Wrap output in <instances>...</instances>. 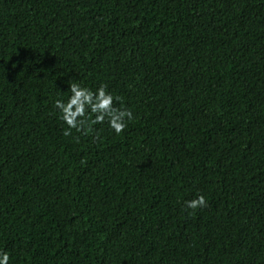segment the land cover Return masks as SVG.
I'll return each mask as SVG.
<instances>
[{"label": "trees", "instance_id": "1", "mask_svg": "<svg viewBox=\"0 0 264 264\" xmlns=\"http://www.w3.org/2000/svg\"><path fill=\"white\" fill-rule=\"evenodd\" d=\"M73 83L130 109L124 131L64 135L54 101ZM5 250L264 264V0H0Z\"/></svg>", "mask_w": 264, "mask_h": 264}, {"label": "clouds", "instance_id": "2", "mask_svg": "<svg viewBox=\"0 0 264 264\" xmlns=\"http://www.w3.org/2000/svg\"><path fill=\"white\" fill-rule=\"evenodd\" d=\"M70 95L66 100L55 99L54 107L58 110L60 119L67 125L64 135H70L71 129L76 131H85L89 129L86 124L104 123L107 119L109 127L115 134L119 135L127 126V123L133 119V113L130 109H117L113 106L116 99L112 93L108 92L104 86L95 91L80 84L70 85ZM207 204L204 195H197L196 198L186 201L189 209L203 208ZM10 254L0 251V264H9Z\"/></svg>", "mask_w": 264, "mask_h": 264}]
</instances>
